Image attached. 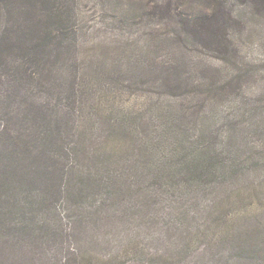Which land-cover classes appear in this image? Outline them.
Here are the masks:
<instances>
[{
    "label": "trees",
    "instance_id": "trees-1",
    "mask_svg": "<svg viewBox=\"0 0 264 264\" xmlns=\"http://www.w3.org/2000/svg\"><path fill=\"white\" fill-rule=\"evenodd\" d=\"M99 3L112 12L110 27L120 32L113 45L119 50L118 57L113 62L97 60L93 68L83 71L64 67L65 56L84 45L79 30L65 24L58 0H0V61L8 65L6 78L20 84L42 80L43 75L67 81L51 87L58 89V99L69 103L67 107L56 99L52 104L53 89L41 90L49 91L47 111L63 107L64 119L57 118V112L55 117L47 116L45 105L32 117L21 108L8 112L6 105L4 114L10 125L17 121V127L11 130L6 124L1 137L26 145V154H31L27 144L34 142L36 159L50 161L48 174H56L59 181L64 175L75 176L77 180L64 190L78 208H83L93 191V206L101 194L107 200L122 196L116 205H107L113 211L117 209L112 207L125 205L150 209L166 193L171 197L204 195L257 167L241 162V153L258 148L251 145L258 130L240 126L232 114L222 119L214 111L218 101L229 97L234 82L206 78L194 66L201 61L224 64L237 58L235 31L245 24L246 9L264 16V0ZM95 85L107 89L104 95L114 99L110 103L101 96L92 103L94 120L88 131L77 123L75 111L82 105L76 100L79 95L95 94ZM117 94L133 102H118L119 110ZM9 100L10 95L0 105ZM25 123L32 127L25 128ZM15 154L10 151L13 159L0 170V198L6 197L7 202L6 208L0 206V221L5 224L12 221L20 205L14 196L20 191L26 194L36 182L26 180ZM6 170L14 175L6 176ZM51 180L46 182L45 197L35 200L34 209L42 212L44 207V215L56 209L62 194L60 185ZM39 229L52 231L50 219L45 222L42 218Z\"/></svg>",
    "mask_w": 264,
    "mask_h": 264
},
{
    "label": "rangeland",
    "instance_id": "rangeland-1",
    "mask_svg": "<svg viewBox=\"0 0 264 264\" xmlns=\"http://www.w3.org/2000/svg\"><path fill=\"white\" fill-rule=\"evenodd\" d=\"M58 2L65 24L79 30L84 45L65 56L64 67L86 71L93 68L97 60L113 62L119 52L113 45L119 40L120 32L114 31L113 25L110 27L112 12L105 10L100 0ZM261 16L246 9L245 24L235 31L237 58L234 56L224 64L215 60L201 61L194 66V70L206 78H225L234 82L229 97L218 101L214 111L221 118L232 114L233 121L240 126H250V131L258 130L254 135L255 142L251 144L258 147L255 149L257 154L255 150L247 149L241 153V162L257 164V167L221 183L204 195L171 197L166 193L162 195V201L151 205L150 209L141 207L137 210L127 205L112 207L116 211L108 209V204H117L122 198L120 195L107 200L106 195L100 194L93 206V191L84 201L83 208H78L64 190L72 180H77L75 176L64 175L59 181L56 174H48L50 161L36 159L34 142L27 144L31 154H26V145L18 140H13V145L0 135V170L4 171L5 165L13 159L10 151L15 150L14 160L26 174V180L36 181L29 192L20 191L14 196L20 205L13 213L12 221L9 224L0 221V264H264V16ZM6 67L8 65L0 61V104L10 95V100L0 105V131L6 124L11 130L17 127V121L10 125L4 106L8 105L11 113L16 108L24 109L32 117L35 110L42 109L50 100L46 94L49 91L41 90L52 88V104L57 99L68 107L66 100L58 99V89L51 87L57 81L64 85L67 81L41 75L42 80L39 77L38 81L20 84L6 78ZM239 84L243 86L241 91L237 89ZM101 88L95 85V94L77 97V103L82 105L75 111L80 128L86 126L89 131L92 126V103L98 97L113 102L112 95H104L109 91ZM116 96L119 110L118 102H133L128 96ZM43 110L47 116L55 117L57 112V118L66 117L63 107L47 111L45 105ZM97 125L100 130L102 127ZM23 126L32 127L31 123ZM5 174L12 176L14 172L6 170ZM49 180L60 185L62 194L56 209L44 215V207L42 212H37L34 206L36 199L45 197L44 189ZM171 201L174 202L172 206L169 205ZM0 206L7 207L6 197L0 198ZM42 218L45 222L50 219L52 231L39 229Z\"/></svg>",
    "mask_w": 264,
    "mask_h": 264
}]
</instances>
